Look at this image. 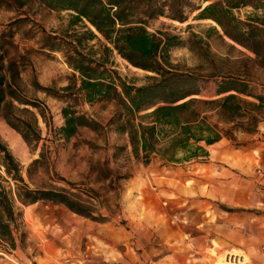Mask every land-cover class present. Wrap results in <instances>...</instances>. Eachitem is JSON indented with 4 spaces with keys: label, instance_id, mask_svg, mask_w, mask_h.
Wrapping results in <instances>:
<instances>
[{
    "label": "rangeland",
    "instance_id": "1",
    "mask_svg": "<svg viewBox=\"0 0 264 264\" xmlns=\"http://www.w3.org/2000/svg\"><path fill=\"white\" fill-rule=\"evenodd\" d=\"M217 1L223 0L190 3L194 8H203ZM250 1L254 6L240 7L232 14L241 22L258 26L251 20L264 15V0ZM198 13L185 8L187 19L179 23L170 19L166 9L164 16L149 20L144 27L151 34L171 38L170 43L175 45L169 49V63L178 72L195 74L201 96L212 98L214 82L220 78L211 77L237 67L242 71L250 66L247 58L254 56L223 36L213 21L197 19ZM20 20L24 22L13 25ZM6 31L13 33L18 53L28 52L33 71L22 74L23 83L31 89L35 79L47 89L36 91L34 96L48 112L47 125L38 119L41 141L37 147L29 148L1 117L0 141L22 167L24 183L30 189L62 188L81 195L97 213L108 217V222H94L44 201L22 205L13 194L14 209L20 213L16 229L12 228L15 247L0 241V264H217L222 251L245 255L241 250L249 255L245 256L252 264H264L263 201L253 195L248 208L229 206L225 200L214 198L209 181L217 166L227 163L236 164L245 177L259 176L257 147L235 157L224 153L219 162L218 148L212 145L206 147L210 158L175 165L155 158L144 165L132 157L128 136L108 125L116 109L114 103H86L78 91L79 74L67 65L64 54L42 49L45 34L83 32V24L70 23L68 11L51 10L37 0H27L20 8L0 9V34ZM87 46L97 58L103 55L98 41H90ZM106 67L136 87L151 83L150 77L156 76L131 66L115 51ZM252 75L257 78L258 93H264V69L255 68ZM247 100L256 103L254 99ZM68 107L95 120L102 129H81L76 137L65 141L57 130L64 123L62 110ZM262 114L264 108L259 122ZM257 131L234 132L233 140L223 137L222 143L243 151V147L261 141ZM41 151L46 159L28 177L27 169L39 159ZM103 165L113 172L112 185L110 179L98 177L96 169ZM0 175V185L13 190L14 181L5 175L1 165ZM116 175L124 178L117 180ZM86 189L94 191L89 194L94 199L83 195Z\"/></svg>",
    "mask_w": 264,
    "mask_h": 264
},
{
    "label": "trees",
    "instance_id": "2",
    "mask_svg": "<svg viewBox=\"0 0 264 264\" xmlns=\"http://www.w3.org/2000/svg\"><path fill=\"white\" fill-rule=\"evenodd\" d=\"M51 10L70 12V23H81L85 31L60 36L45 35L42 49L62 52L67 65L79 74V93L88 104L114 103L115 111L108 125L115 132L128 136L132 157L148 165L159 158L165 164H183L208 157L206 147L223 137L233 140L234 132L254 133L259 114L264 108V93H258L254 69H264V15L253 17L252 25L236 19L232 11L254 6L250 0H223L205 7L194 8L191 0H37ZM209 0H204L207 2ZM27 0H0L1 8H20ZM145 6L142 10L141 8ZM199 11L197 19L210 20L220 28L222 35L250 52L249 67H237L226 74L212 76L215 81L214 97L201 96V86L195 74L178 72L169 63V37H159L147 32L144 25L157 19L167 9L170 19L184 23V9ZM258 9V7H255ZM261 8V7H260ZM264 11V8H263ZM24 20V19H22ZM15 21L13 25L24 21ZM93 28L95 31H93ZM161 35V34H160ZM13 33L0 34V117L18 133L29 148L41 141L38 119L47 125L46 105L34 96L36 91H46L33 79L30 88L23 83L22 74L33 71L28 52L20 54L12 41ZM96 40L103 55L87 44ZM103 40L104 42H102ZM173 40H178L173 37ZM115 51L131 66L155 77L151 83L136 87L123 81L106 65ZM11 52L14 55H11ZM254 99L255 102L247 99ZM63 125L58 135L68 141L81 129L98 132L101 125L85 114L71 108L62 110ZM46 159L43 151L33 161L27 175ZM0 165L12 181L13 190L0 185V241L15 247L12 228L16 229L20 213L14 209V198L22 205L39 201L61 205L68 211L98 223L108 222V217L97 213L94 205L81 195L62 188L30 189L24 183L22 167L0 141ZM99 179L112 185L113 172L105 165L96 169ZM124 178L116 175L117 180ZM2 176L0 175V180ZM64 181V180H63ZM92 189L83 191L89 199Z\"/></svg>",
    "mask_w": 264,
    "mask_h": 264
},
{
    "label": "crops",
    "instance_id": "3",
    "mask_svg": "<svg viewBox=\"0 0 264 264\" xmlns=\"http://www.w3.org/2000/svg\"><path fill=\"white\" fill-rule=\"evenodd\" d=\"M257 130L258 131L256 132V135L257 137H260L261 141L256 142L255 144H252L250 146L243 147V151L233 149L230 146H225L222 143L223 139L213 144L215 145L214 147L217 146L218 148L219 154L217 161L219 162L220 157L223 156L224 153H226L230 157H235L237 156V154H246L250 151L252 152V150H249L250 147H257L260 158V170L257 171L259 176L254 175L253 178L245 177V174L240 170L238 166H236V164L227 163L224 166L216 165L218 168L213 171L215 175H213V177H211L209 180L211 181L213 187L211 192L216 200L221 202H224L225 200L226 204L235 208H248L252 203V200L250 199L251 196L255 195L261 202L263 201L262 203H264V187L260 186V184L264 185V114H262L261 116V120L258 124ZM208 158H210L209 151ZM198 165L201 166V164ZM241 251L243 252V254L247 255L243 250Z\"/></svg>",
    "mask_w": 264,
    "mask_h": 264
},
{
    "label": "bare ground",
    "instance_id": "4",
    "mask_svg": "<svg viewBox=\"0 0 264 264\" xmlns=\"http://www.w3.org/2000/svg\"><path fill=\"white\" fill-rule=\"evenodd\" d=\"M45 264H56L48 262ZM217 264H252L250 258L245 255H235L222 251L217 258Z\"/></svg>",
    "mask_w": 264,
    "mask_h": 264
}]
</instances>
